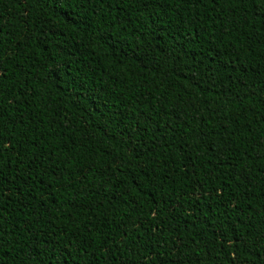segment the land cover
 Instances as JSON below:
<instances>
[{
    "label": "trees",
    "instance_id": "trees-1",
    "mask_svg": "<svg viewBox=\"0 0 264 264\" xmlns=\"http://www.w3.org/2000/svg\"><path fill=\"white\" fill-rule=\"evenodd\" d=\"M0 0V264H264V0Z\"/></svg>",
    "mask_w": 264,
    "mask_h": 264
},
{
    "label": "snow or ice",
    "instance_id": "snow-or-ice-1",
    "mask_svg": "<svg viewBox=\"0 0 264 264\" xmlns=\"http://www.w3.org/2000/svg\"><path fill=\"white\" fill-rule=\"evenodd\" d=\"M54 2H55L56 4H60V6L63 7V4H62L61 0H54Z\"/></svg>",
    "mask_w": 264,
    "mask_h": 264
}]
</instances>
